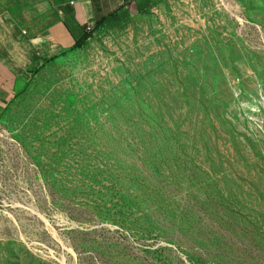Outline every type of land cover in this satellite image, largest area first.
<instances>
[{
    "label": "rangeland",
    "instance_id": "374dc122",
    "mask_svg": "<svg viewBox=\"0 0 264 264\" xmlns=\"http://www.w3.org/2000/svg\"><path fill=\"white\" fill-rule=\"evenodd\" d=\"M0 103V264H264V0H139Z\"/></svg>",
    "mask_w": 264,
    "mask_h": 264
},
{
    "label": "crops",
    "instance_id": "0c3cea01",
    "mask_svg": "<svg viewBox=\"0 0 264 264\" xmlns=\"http://www.w3.org/2000/svg\"><path fill=\"white\" fill-rule=\"evenodd\" d=\"M139 0H0V103L28 71L81 42L87 29Z\"/></svg>",
    "mask_w": 264,
    "mask_h": 264
},
{
    "label": "trees",
    "instance_id": "16d2710c",
    "mask_svg": "<svg viewBox=\"0 0 264 264\" xmlns=\"http://www.w3.org/2000/svg\"><path fill=\"white\" fill-rule=\"evenodd\" d=\"M120 10H121V9H120ZM120 10H119V11H120ZM115 14H117V13L111 14V15H109V17L103 18L102 20H100L99 22H97L96 27L99 26V25H102V24L105 23V22H107V21H108L110 18H112ZM85 34H86V33H85ZM85 34H84V36H83L81 42L76 43L75 46H74V48H78V47H80V46L82 45V43H83V41H84V39H85V37H86Z\"/></svg>",
    "mask_w": 264,
    "mask_h": 264
},
{
    "label": "built area",
    "instance_id": "2783aa9c",
    "mask_svg": "<svg viewBox=\"0 0 264 264\" xmlns=\"http://www.w3.org/2000/svg\"><path fill=\"white\" fill-rule=\"evenodd\" d=\"M91 30L90 28L87 29V31Z\"/></svg>",
    "mask_w": 264,
    "mask_h": 264
}]
</instances>
